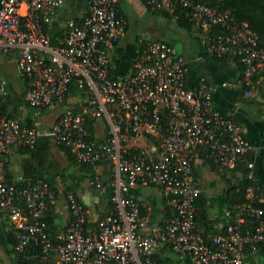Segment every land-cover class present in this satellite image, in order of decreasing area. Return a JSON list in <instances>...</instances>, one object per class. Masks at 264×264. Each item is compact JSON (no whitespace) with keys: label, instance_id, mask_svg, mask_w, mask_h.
I'll return each instance as SVG.
<instances>
[{"label":"built area","instance_id":"built-area-1","mask_svg":"<svg viewBox=\"0 0 264 264\" xmlns=\"http://www.w3.org/2000/svg\"><path fill=\"white\" fill-rule=\"evenodd\" d=\"M64 2L0 0V53H16L25 101L34 110L30 124L0 118V210L14 232V250L37 248L49 264H164L157 254L167 246L191 264H243L246 249L264 243V193L253 174V143L236 117L213 101L218 84L201 75L193 88L186 86V56L165 40L143 37L137 39L131 71L113 75L110 51L127 26L119 0H89L86 15L68 20L64 37L53 42L49 25ZM146 2L173 16L184 11L203 33L206 55L236 57L242 65L240 75L219 85H244L245 95L255 93L264 45L246 22L201 0ZM7 94L0 77V98ZM71 96L77 105L66 103ZM58 108L45 134L67 147L77 163L106 165L109 171L104 179H89L97 190L110 189L113 204L93 229L88 207L72 190L64 191L69 223L53 232L46 214L58 191L43 178L30 183L6 178L4 155L13 146L33 148L44 134L42 112ZM96 120L103 124L102 135ZM198 150L219 170L246 169L245 200L224 231L209 238L195 231ZM138 184L162 188L172 206L167 221L153 223L142 214V204L129 195Z\"/></svg>","mask_w":264,"mask_h":264},{"label":"crops","instance_id":"crops-1","mask_svg":"<svg viewBox=\"0 0 264 264\" xmlns=\"http://www.w3.org/2000/svg\"><path fill=\"white\" fill-rule=\"evenodd\" d=\"M89 0H65L49 25L51 37L61 40L68 20H80L88 10ZM118 12L127 22L124 35L110 51L111 71L115 76L127 74L132 69L139 44V37L162 39L171 43L187 58L186 86L193 88L199 76L204 75L210 82L218 84L213 93V101L223 112L232 114L241 123L245 136L253 143L250 159L253 160V174L264 193V65L259 72L260 83L252 96L244 94L240 87H226L219 83L240 74L236 59L227 57L219 60L203 52V33L194 24L185 26L177 19L179 15L158 10L146 0H119ZM178 47V48H177ZM0 77L7 81L8 94L0 98V118L15 116L23 124L34 119V110L25 101L26 87L18 74L16 53H0ZM68 105H77L74 96L68 98ZM61 108L42 112L43 135L53 123ZM96 132L103 134V124L96 120ZM7 180L30 183L46 179L57 191L55 204L46 217L51 231L64 229L70 214L65 206L64 191L72 190L89 209L88 227L93 229L96 220L109 211V191H100L89 184V179L108 176L106 165L87 166L77 163L68 148L57 144L51 137L41 136L33 148L23 145L13 146L4 155ZM194 174L200 187V209L195 231L209 238L224 231L225 226L235 217L238 204L232 198L241 183V170L222 171L206 160L198 150L194 158ZM129 195L142 204V214L153 223H163L172 215V206L162 188L138 184ZM14 232L8 216L0 210V264H17L13 248ZM167 247H161L157 257L164 264H176V258ZM48 262V261H45ZM243 264H264V244L255 251L246 250Z\"/></svg>","mask_w":264,"mask_h":264},{"label":"trees","instance_id":"trees-1","mask_svg":"<svg viewBox=\"0 0 264 264\" xmlns=\"http://www.w3.org/2000/svg\"><path fill=\"white\" fill-rule=\"evenodd\" d=\"M201 1H204L214 7H217L218 9L229 10L237 21L246 22L259 35L260 41L264 45V0H211V1L201 0ZM177 14L179 15V18L177 19V21L180 24H183L187 27L193 24V22L189 19V17L185 15L184 11L178 9ZM219 30H220L219 28H216L214 29V32H217ZM51 38L53 42H57L54 36H52ZM227 57H223V58L213 57V58H216L219 60H225ZM233 59L237 60L236 57H233ZM237 63L239 64L240 74H241L242 65L240 64L238 60H237ZM240 88L244 90L245 86L242 85L240 86ZM73 90H74V86H71L70 91L73 92ZM68 151L70 153L69 149ZM70 155L72 156L71 153ZM238 168L241 170V183H240L239 189L234 194L236 198L235 197L232 198L231 203L240 205L245 200L244 188L246 185V178H245L246 169L243 166H240ZM107 190L109 191V211L108 212H111L113 210V204L110 200L111 191L110 189H107ZM200 196L201 195L199 194L195 202V205H196L195 228H196L198 213H201V209H200L201 203L199 201ZM12 243L14 245L15 236H13L12 238ZM263 244H260V245H263ZM164 247H167V246H164ZM16 255H17V258L20 259L18 260L17 264H19V262H21L22 260L27 261V262L33 261L35 262V264L51 263V261L45 262V260L42 259V256L37 248H28L23 252H16ZM159 260L163 262L162 258H160ZM175 262L176 264H191L188 257L178 256Z\"/></svg>","mask_w":264,"mask_h":264},{"label":"rangeland","instance_id":"rangeland-1","mask_svg":"<svg viewBox=\"0 0 264 264\" xmlns=\"http://www.w3.org/2000/svg\"><path fill=\"white\" fill-rule=\"evenodd\" d=\"M208 1H211V0H208ZM177 48H178V47H177ZM171 253H172V252H171ZM171 255L173 256V258H176V259H177V257H178V256H177L176 254H174V253H172Z\"/></svg>","mask_w":264,"mask_h":264},{"label":"water","instance_id":"water-1","mask_svg":"<svg viewBox=\"0 0 264 264\" xmlns=\"http://www.w3.org/2000/svg\"><path fill=\"white\" fill-rule=\"evenodd\" d=\"M43 137H51L50 135H42Z\"/></svg>","mask_w":264,"mask_h":264}]
</instances>
